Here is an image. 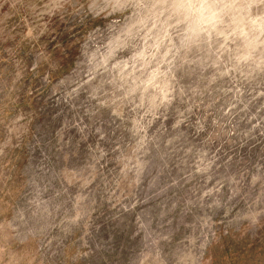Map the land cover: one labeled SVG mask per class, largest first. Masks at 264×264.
Wrapping results in <instances>:
<instances>
[{
    "label": "rangeland",
    "instance_id": "374dc122",
    "mask_svg": "<svg viewBox=\"0 0 264 264\" xmlns=\"http://www.w3.org/2000/svg\"><path fill=\"white\" fill-rule=\"evenodd\" d=\"M0 264H264V0H0Z\"/></svg>",
    "mask_w": 264,
    "mask_h": 264
}]
</instances>
